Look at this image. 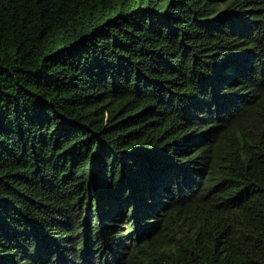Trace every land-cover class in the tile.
<instances>
[{
	"label": "trees",
	"instance_id": "16d2710c",
	"mask_svg": "<svg viewBox=\"0 0 264 264\" xmlns=\"http://www.w3.org/2000/svg\"><path fill=\"white\" fill-rule=\"evenodd\" d=\"M0 264H264V0H0Z\"/></svg>",
	"mask_w": 264,
	"mask_h": 264
}]
</instances>
